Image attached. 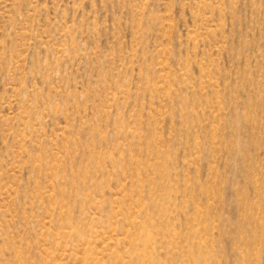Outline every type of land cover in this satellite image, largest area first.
<instances>
[{"label": "rangeland", "instance_id": "obj_1", "mask_svg": "<svg viewBox=\"0 0 264 264\" xmlns=\"http://www.w3.org/2000/svg\"><path fill=\"white\" fill-rule=\"evenodd\" d=\"M0 264H264V0H0Z\"/></svg>", "mask_w": 264, "mask_h": 264}, {"label": "bare ground", "instance_id": "obj_2", "mask_svg": "<svg viewBox=\"0 0 264 264\" xmlns=\"http://www.w3.org/2000/svg\"><path fill=\"white\" fill-rule=\"evenodd\" d=\"M135 223H136V221H135ZM135 225V224H134Z\"/></svg>", "mask_w": 264, "mask_h": 264}]
</instances>
